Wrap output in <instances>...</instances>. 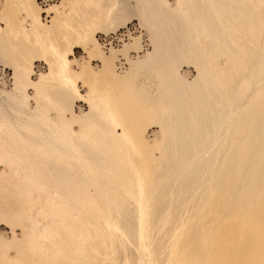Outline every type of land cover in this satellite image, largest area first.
<instances>
[{"label":"bare ground","instance_id":"6f19581e","mask_svg":"<svg viewBox=\"0 0 264 264\" xmlns=\"http://www.w3.org/2000/svg\"><path fill=\"white\" fill-rule=\"evenodd\" d=\"M47 1H53V0H47ZM137 1H139V2H137L138 4L135 6L137 10H134V12L137 11V17L141 21H143V23H145V25L150 27V33L152 32L154 37H156L157 42L164 43L162 47H165V50L166 51L168 50V52H170L169 54L166 53V54H168V56L169 55L171 56V54L175 55V52L178 53L177 51H179V50L181 53L183 51H184V53L190 52V53H188L189 57H192L193 59H194L193 56L195 55L196 60L194 59V61L197 63V66H196L195 62L192 60V58H190V60H192L194 65L197 67L196 70L198 71V73L196 72L198 74V75H196V76H198L197 79L196 80L193 79V82L196 81V85H194V86H196L195 90H197L195 92L196 93L195 97L197 98V100H195V101L196 102L198 101V102H200V104H203V105L205 104V106H207L206 105L207 102H204V101H208L209 97H211L210 95H212V96L214 95V93L210 94V93H212V91L210 89L211 88L214 89V87H212V86H216L217 88L219 87L218 88L219 94H217V95L215 94L216 100L214 99V96H213V98L211 97L210 100L214 99L215 102L217 100L218 101L219 100H221V101H227L228 100V103L227 102H224V103L230 105V107L233 106V109H237L236 111H238L236 116L233 118V121H231L232 125H233V127H232L233 130H232L231 136L229 135L230 137H228V138H230L229 150L230 149H233V150H231L228 153L227 157L225 158L224 167L221 171V174L217 177L216 182H214V184L215 183L216 184H215V190H214L215 192L213 191L215 193L214 198H213V202H211V204L207 203L208 205H206V203L204 204L207 206V207L206 206L204 207L205 208L204 212L206 213V215L205 216L202 215V216H204L203 218L205 220H207V219H209V220L211 219V220L208 224L203 226L202 229H200L199 233L196 232L197 235L195 233L196 230L194 231V234L189 233L188 230L185 228L186 224L184 222H180L179 224H177V226L176 225L174 226V224H173V227H170L166 230L167 235L164 236L165 237L164 240L162 239L163 241L161 242V244L165 245V248H166L163 251L161 249V246H159V245L153 246L152 245L153 242L150 243L148 241V238H147V236H148V234H147V228H148L147 219H149L148 218L149 211L147 212L148 208H146V207H149V206L146 205V199H148V198H146V194H148V195L150 194L149 192L151 190L149 191L148 189L151 188L153 179L158 178L160 167L158 165L159 162L157 163V159H159V158H153L151 156L152 154H147V152H145L146 146L144 145L145 144L144 142H146V141H144L145 139H143V134H142L143 131L141 132V130L139 128V124L137 122L134 124H127V120L129 121L131 119H127L125 117L124 109L122 107H120L121 105L119 106V104L117 102H115V100L112 101V99L110 98V95L108 94L110 92L107 93L108 89L105 91L103 90V92L99 91V94L96 93L97 91L95 89V79H96V74H98V73L101 76H106L105 78H110L111 82L116 81V84L119 83L117 81V79L114 80L115 77L112 74L113 68H111V66H110V64H111L110 59L115 58V55H116L115 51L116 50L110 51L111 53H110V55H108L109 57H107L109 59H107L106 57H105L106 59H104V57L101 56V53L98 50V46H97L98 42L95 39L94 33H93V31H94V29H96L98 23H100V20L110 19L113 10H115L117 8V6H119V1L118 0H61L59 4H52V5H50L49 8H47L46 11L50 14V16L51 15L52 16H51L50 24H45L40 19L41 18L40 17L41 8H40V6H38L37 0H3V5L1 8V12H0L1 24H3V26H0V59L7 60L9 55L10 56L12 55V57H11L12 60L9 57L10 62H8V64L10 66H12L13 78H14L12 89L9 90V92L8 91L6 92L7 97H8V98L6 97V100H14V99L17 100L16 97L20 96L24 100V101H22V99L19 97L21 100L20 101L21 106H23V104H24L25 106H23V107L28 108L27 104H26V99L24 98V97H26V96H24V92H25L24 90H25L26 86L30 85V86L34 87L39 94L40 90L37 89L39 86L44 87L41 85H43L44 83L46 85V82H48L49 79H53L54 81L56 80L55 82L58 83V86L61 89H64V90L70 92L71 95H73L75 97V99H77L79 101H84L89 106V110H88L89 112H86L85 115H83L81 117H79V116L77 117V115L74 114L72 108L68 107L69 112H70L69 118L66 119L65 117H63V116L60 117V115H59L58 118L56 117L58 119V121H56V122L61 121L60 122L61 125H64V123L70 124V123L75 122V121H78L81 123H83V121H84L86 123V122H88V120L93 118L92 116H94L95 113H100V115L102 117V122H103V120L108 121L112 125V129H111L112 131L110 130V132H111L110 135L112 136V139H113L112 141L115 142V139H117V141H120L122 139V141H120V143H114L113 142V144H110L108 142L110 145L105 144L107 142L104 143V141H103L104 144H101V146L97 147V149H95V150L91 149L92 151L95 152V155L99 153L101 155V157H103L105 160L102 164L101 163L99 164V162H97V163H93L92 165L85 166V169H86L85 172L86 173L83 172V177H86L85 178L86 183L84 181L85 186L87 184H91V185H93V187L95 189H97L96 190L97 192H95L93 189V191L95 193L94 198H93L94 195H92L91 193H90L91 194L90 195L87 192V195L85 196L86 198L84 197V201H85L84 203H86V204H83V206L81 205L82 203L80 204V208L82 206L81 209H83L84 212L79 213L78 216L80 217V219L82 217L83 218L85 217V219H86L85 223L88 224L89 226L86 225L85 227H83V225L81 223L79 225L75 226V224L69 225V223H68V225L60 227V225H58V224H59V222H61L60 220L63 219L62 217H66L67 215L68 216L69 215L73 216V215H71V213L69 214V212H68V214H66L67 211L58 210V207L53 204L54 205L53 207L55 209H53V212L50 213V216H51L50 218L53 219V225H51L54 227V229L51 228L53 230V232H50L51 235L49 236L48 232L52 231V230L48 229L49 231L48 232L46 231L47 232V233L45 232L46 234L40 235L41 238H42V236L44 237V238H42L43 240L45 238H47L46 240H48V238L52 239L51 243L53 242V250L50 253H46V255L44 256L45 258H42V257L40 258V256H37V260H36V258L34 257L35 260L30 261L29 264H67L66 259L65 260L63 259L65 262H62V260H61L62 263H60V262L58 263L57 259L62 257V256L63 257H66L68 255L71 256L72 254H74V257L77 256V257H75L78 260L76 262V264H116L115 261H117V260H115L114 257L111 256V255H113L112 250L117 251L115 253V255L117 253H119L120 251H122V247L120 245V242H118L116 240L117 238H114L112 236L113 233L116 232L117 229H119V231L123 230L122 233L125 232V235L127 233V234H129L130 237H132L133 246L137 250V252H135L136 254L139 252V250L141 251V253H138L135 256L134 255L135 253H133L135 251L134 250L135 248H133L132 246L129 248L130 252L129 251L128 252L129 253L132 252V254H130V255L136 264L137 263L138 264H264V15L259 13V12H262L260 10H258L259 12L257 11L258 13L256 12L257 9H261V10L264 9V0H254V1L252 0V2H254L253 4L250 3L251 0H247L248 2H245L244 5H246L247 3L248 4L250 3L249 7L252 6L253 9L260 6V8L259 7L256 8L255 11L253 9H250L248 6L242 5L243 6L242 7L241 5H238L240 2L241 3H242V1L244 2V0H241V1L239 0L238 4H236V2H238L236 0H234L235 2H233L232 0H176V6L174 5V7L172 9H171V6L169 5V3H166L165 1H161V0H154L155 2L150 1L153 4L146 5V6L144 5V3H142L143 0H137ZM257 3L260 5H258V6L255 5ZM135 7H133V8H135ZM163 7H164V9L162 10ZM248 9H250V11ZM164 10H166V12H163ZM246 10H248V11H246ZM251 10L254 11V13L255 12L256 13L255 14L251 13ZM46 11L43 10L42 12L46 13ZM247 12H250V13L248 14ZM177 18H178V20H177ZM177 21H179V22H177ZM187 25H190L191 27H187ZM54 27L61 29V31H64L63 32L64 34L62 35V39H60L61 40L60 42L55 41V38L53 37ZM176 30H177V32H176ZM178 31L180 32V34H178V36H180V37H177L176 33H178ZM132 41L134 43H138L139 39H137V37H135V38H133ZM154 41H155V39H154ZM248 42L249 43L251 42L250 43L251 45L247 44ZM252 44L254 45L252 48H247L248 46L251 47ZM2 45H4L3 48H5V47L6 48L2 49ZM76 47L82 48L83 51L89 55V56L87 55V57H89V58H92V57L99 58V61L102 62V64H101L102 68H100L98 73H96L92 69V67L90 66L88 61H87V63L82 65V67L79 71H76V72L73 71V69L71 68V63L74 62V59H70V56L73 53V49ZM29 48H31V50L33 49L32 51H35L37 53V55H35V56L43 58L44 61H46L47 65L49 66V71L46 74L41 75L39 77V79L35 82L29 78V75L32 73V69H31L32 68V58L27 57L26 53H25V52H27V50H30ZM24 50H26V51H24ZM31 50H30V52H32ZM121 51H120V53H121ZM126 51H127V49H126ZM126 51H125V53H126ZM162 51H164V50H162ZM116 53L118 54V52H116ZM163 53L165 54V52H163ZM193 53H194V55H193ZM124 54H123V56H124ZM182 54H180V55H182ZM186 54H185V56L188 58V55H186ZM32 57H34V56H32ZM124 57H125V59H127L126 58L127 56H124ZM151 57L153 58V56H151ZM171 57H173V56H171ZM180 57L182 58V56H180ZM148 58H149V60L151 59L150 56ZM166 58H167V56H166ZM221 58L224 60V61L222 60V62H224V63H221V60H220ZM108 60H110V61H108ZM127 60H129V59H127ZM147 60H145V61H147ZM172 60H174V59H172ZM171 63H173V62H171ZM135 64H137V62ZM160 66H161V64H160ZM166 73H167V71H166ZM176 75H175V77H176ZM79 79L83 80L88 85V87H89L88 88L89 89L88 94L83 95L78 91V88L76 86V82ZM53 80H52V82H53ZM182 82H184V81H182ZM121 83H122V81H121ZM47 84H49V83H47ZM114 84H115V82H114ZM176 85H177V83H176ZM46 86H48V85H46ZM180 86H181V83H180ZM186 87H187V85H186ZM167 88H169V87H167ZM44 90H45V87H44ZM48 90H49V88H48ZM162 92H163V90H162ZM182 92H183V90H182ZM159 93H160V91H159ZM175 93H177V92H175ZM59 94H61V92ZM44 96H45V94H44ZM150 96H152V95H150ZM61 100H63V99H61ZM161 101H162V99H161ZM175 101L176 100H174V102ZM63 102H65V101H63ZM174 102H173V104H174ZM175 104H176V102H175ZM200 104H199V110H200V106H201ZM211 104H213V102H211ZM101 105H102V107H101ZM127 105L128 104H126V106ZM155 105L158 106L157 103ZM171 105H170V107H172ZM224 106H226V105H224ZM168 107H169V105H168ZM197 107H198V105H197ZM162 108H163V105H162ZM136 110H137V112L140 111V109H139V111H138V109H136ZM152 110H153V108H152ZM189 111H190V109H189ZM141 112H144V111H141ZM194 112H195V110H194ZM196 112H197V110H196ZM174 113H175V111H174ZM178 113H180V111ZM166 114H168V113H166ZM145 115H146V113H145ZM187 115H189V114H187ZM197 115L198 114H196V116ZM228 115H229V113H228ZM1 116L2 115H0V117ZM129 116H131V115H129ZM137 116L139 118V115H137ZM203 116H204V114H203ZM225 116H227V115H225ZM7 118L5 119L7 121H5L3 118H2L3 121L0 120V138L5 136V135L12 134L14 124L9 122ZM48 118L49 117H47L46 120H49ZM231 119H232V117H231ZM155 122H156V124H159L158 126H160L161 130L164 129L161 125L160 120L155 119ZM53 123H54V121H53ZM81 123H79V124H81ZM152 124H154V123H152ZM227 124H226V126H227ZM91 127H92V125H91ZM109 127H111V126H109ZM115 128L120 129L121 131L118 133L117 130H115ZM218 128H220V127H218ZM56 131H58V130H56ZM205 133H204V135H205ZM48 134H49V136H53L52 132L51 133L49 132ZM65 134H67L66 136H70L71 138H74L75 136L78 135V134L75 135L76 133H74V131H69ZM96 134H97V132H96ZM168 134H169V132H168ZM17 136L22 137L21 134H18ZM80 136L81 135L79 134L77 137H80ZM83 136L85 137V135H83ZM219 136H220V134H219ZM225 136H226V134H225ZM11 137L12 136H10V139H11ZM90 137H91L90 143L91 144L95 143L94 135L90 136ZM165 137H168V135H166ZM217 137H218V135H217ZM118 138H121V139L118 140ZM220 139L221 138H219V140ZM72 141L71 142L69 141V142L72 143ZM161 141H163V140H161ZM197 141L199 142L200 140H197ZM202 141H204V140H202ZM32 142H30V143L32 144ZM43 143H45V142H43ZM0 144H2V143H0ZM9 144H11V142ZM34 144H37V143L34 142ZM53 144H54V141H53ZM221 144H219V145H221ZM98 145H100V144H98ZM51 146H52V144H50L49 147H51ZM56 146H58V145H56ZM74 146H76V145L74 144ZM149 146H151V145H149ZM210 146L212 147L213 145L211 144ZM231 146H232V148H231ZM67 147L68 146H66V148ZM53 148H54V146H53ZM150 148H149V150H150ZM164 148H166V147H164ZM41 149H42V147H41ZM170 150L173 151L172 149H170ZM170 150H168V151H170ZM92 151H91V154H93ZM7 152L5 151V153H7ZM71 153H73V152H71ZM207 153H209V152H207ZM53 154H55V153H53ZM89 154H90V152L88 153V155ZM74 155H75V153L73 154V156ZM202 155H204V154H202ZM202 155H200V156H202ZM84 156H86V155H83V157ZM214 156H215V154H214ZM96 157H97V155H96ZM101 157L99 158V156H98L97 158L101 159ZM176 157H179V156L177 155ZM196 157H195V159H196ZM15 158H16V156H15ZM25 158H26V156H25ZM56 158H58V157H56ZM93 158L94 157H92V160L96 161L95 158L94 159ZM87 159H88V157H87ZM21 160H22V158H21ZM74 160H76V159H74ZM78 160H79V157H78ZM85 160H86V157H85ZM92 160H91V162H92ZM88 161L89 160H87V162ZM102 161H103V159H102ZM75 163H77V160ZM185 163H187V162H185ZM81 164H83V163H81ZM97 164L99 166H97ZM212 164H214V163H212ZM215 164H216V162H215ZM171 165H173V164H171ZM202 165H204V164H202ZM187 166H189V165H187ZM98 167H99V169H98ZM213 167H215V166H213ZM185 168H187V167L185 166ZM42 170H43V167H42ZM60 170H62V169H60ZM82 170H80V171H82ZM161 170H162V168H161ZM176 170L180 171L181 169L180 170L176 169ZM217 170L220 171L221 169L218 167ZM99 171H100V175L98 174V176H101V178H102L101 180H98V178H96V175H95L96 174L95 172H99ZM185 172H187V171H185ZM205 172H206V170H205ZM81 173H80V175L75 174V176L76 175L82 176ZM46 174H47V172H46ZM165 174H163V175L165 176ZM60 175H62V174H60ZM177 175H178V173H177ZM180 175H181V173H180ZM64 177L67 178L66 175ZM64 177H61L60 180L62 178L65 179ZM39 179H40V177H39ZM166 179H167V177H166ZM65 180H63V181H65ZM76 181L79 182L80 179L75 180V181L73 180L72 183L75 184ZM154 181H155V179H154ZM160 181L163 182V180H160ZM160 181H159V183H160ZM210 182H211V180H210ZM51 183H53V182H51ZM73 184H71V185H73ZM76 184L80 185L81 183H76ZM199 185H200V183H199ZM67 186H68V183H67ZM82 186H83V183H82ZM124 186H125V188L127 187L126 189H129V191L126 190L127 193L130 192L133 194L132 198L130 196L131 194L126 196L127 194H126V191L124 190L125 189ZM148 186H150V188H148ZM205 186H207V185H205ZM68 187H70V186H68ZM159 188H157V190ZM65 189H69V188H65ZM87 189H86V191H88ZM114 189H116V190H114ZM118 189L121 191H119ZM117 190H118V192L123 191L124 196L128 197V199L130 197L131 200L134 201L133 198H135L134 202H136L135 203V210L136 211L134 210L135 211V215L133 217L134 222H131V223L125 222L123 224L122 223L117 224V223L112 221L113 220V217L111 216L112 214L109 215L110 212H107L108 209L105 207L107 201L103 202L102 200L104 198L106 200L108 198H112V200H113V197H111L112 196L111 194H113V193L115 194V192ZM146 191L147 192L149 191V192L147 193ZM153 191H155V190H153ZM170 191H171V189H170ZM63 192H65V190ZM152 193L154 194V192H152ZM109 194H110V196H108ZM195 194H198V193H195ZM102 195L104 197H102ZM107 196H108V198H106ZM122 196L120 198L118 196V199L119 200L122 199ZM150 196H152V194ZM164 196H165V194H164ZM50 197H51V195H50ZM98 197L100 198V201H99ZM78 198H80V197H78ZM150 198L151 197H149V199ZM158 198H159V196H158ZM96 199H97V201H96ZM118 199L116 198L115 200H118ZM57 200H59V199H57ZM82 200H83V198H82ZM110 200L111 199H109L107 205H110L109 204ZM112 200H111V203H112ZM133 201H132V204H133ZM97 202L99 204H97ZM101 203L102 204L105 203V204L101 205ZM197 203L199 204V202H197ZM202 203L203 202H201V204ZM191 205H192V203H191ZM104 207L106 209L107 215H105L106 213L103 211V210H105ZM127 207H129V206H127ZM213 207L217 208L216 214L211 213V209ZM64 208H63V210H64ZM202 210H203V208H202ZM202 210H200V211H202ZM129 211H130V209H129ZM198 211H199V209H198ZM115 212H116V210H115ZM190 212H191V210H190ZM167 213H168V210H167ZM114 214H116V213H114ZM115 216L117 217V215H115ZM220 216H221V219L219 218ZM165 219H166V216H165ZM187 220H188V218H187ZM209 220H207V222ZM167 221H169V220H167ZM67 222H69V221H67ZM163 224H164V222L161 223V225H163ZM159 225H160V222H159ZM159 225H158V227H159ZM164 226L166 228V225H164ZM59 227L61 229H63V236L64 237L61 236V238H62L61 240H64V241L58 244L57 243L58 241L55 238L58 237L57 234L59 235V233H57ZM188 227H190V226H188ZM40 228L42 229V227H40ZM150 228H152V227H150ZM161 228H160V230H162ZM165 228H163V230ZM184 229L188 233H186ZM44 230H42V231L44 232ZM122 233L119 232L118 235L121 234L123 236ZM159 233H161V231H159ZM60 234H62V233H60ZM114 235H116V234H114ZM34 236H35V234L32 237H34ZM33 239H35V237ZM33 239H32V241L30 239L31 242L28 241L29 250H31V251H33V249L38 247L37 241H35ZM54 241L56 243H54ZM163 242H165V243H163ZM48 243H49V241H47V244ZM154 243H156V241ZM51 246H52V244H51ZM143 249H146V250L148 249L149 251L145 254L146 250H143ZM30 253L33 254V252H30ZM34 254H36V253H34ZM117 255H119L121 257L120 254H117ZM29 257H30L29 259H31L32 256L29 255ZM108 257H110V258L108 259ZM69 259H71V257ZM20 262H21V260H20ZM72 263H74V262H72ZM20 264H23V263L21 262ZM68 264H69V262H68ZM132 264H134V263H132Z\"/></svg>","mask_w":264,"mask_h":264},{"label":"rangeland","instance_id":"374dc122","mask_svg":"<svg viewBox=\"0 0 264 264\" xmlns=\"http://www.w3.org/2000/svg\"><path fill=\"white\" fill-rule=\"evenodd\" d=\"M60 1L61 0H53V1L45 2V4H44L41 1L37 0L38 6H40V8H41V13H40L41 18L40 19L42 20L43 23L50 24V20H51L52 15L50 16V14L46 10H47V8L50 7V5L59 4ZM118 1H119V6H117V8L115 9L116 11L113 10L110 19H107V20L102 19L103 21L100 20V23H98V25H97L96 29H94L93 33H94L95 39L98 42V43L96 42L98 44L97 45L98 50L100 51L101 56L104 57V59L109 57L108 55H110V53H111L110 51L116 50L115 51V54H116L115 58L110 59L111 61L110 60H108V61H110V63L112 64V65L110 64V66H111V68H113L112 74L115 77L114 80L117 79V81L120 84L119 83L116 84V81L113 80L115 82V84H114V82H111L110 78H105L106 76H101L98 73L100 68H102V65H101L102 62L99 61V58L87 57L88 54L85 53L83 51V49L79 48V47L74 48L73 53L70 56V59H74V62L71 63V68L75 72L79 71L81 69L82 65H84L88 61V63L92 67V69L96 73H98V74H96V79H95V89L97 91L96 93L99 94V91L103 92V90L105 91L108 89L107 93L110 92L108 94L110 95V98L112 99V101L115 100V102H117L119 104V106L121 105L120 107H122L124 109L125 117L127 119H131L129 121L127 120V124H134L136 122L139 124V128H140L141 132L143 131L142 132L143 139H145L144 141H146V142H144L145 143L144 145L146 146L145 152H147V154H152L151 156L153 158H159V159H157V163L159 162L158 165L160 167L158 178L157 179L154 178L155 181L153 179L151 188H150V186H148V188H150L148 190L149 191L151 190L152 192H154V194L151 191L150 192L148 191L150 193L149 195L146 194V198H148V199H146V205L149 206V207H146V208H148L147 212L149 211V215H148L149 219H147V225H148V228H147L148 236H147V238H148V241L150 243L153 242L152 243L153 246H156V245L161 246V249L163 251L166 248H165V245L161 244V242L164 240V238H165L164 236L167 235L166 230L170 227H173V224H174V226L175 225L177 226V224H179L180 222H184L186 224L185 228L188 230V232L191 234H194L195 230H196L195 233L196 232L199 233L200 229H202L203 226H205L206 224H208L210 222L211 219L210 220L207 219V220H209L207 222V220H205L203 218L206 215V213L204 212V210H205L204 207L206 205H208L207 203L211 204V202H213V198L215 195L214 190H215V184H216V183L214 184V182H216L217 177L221 174V171L224 167L225 158L227 157L228 153L231 150H233V149L229 150L230 138H228V137L231 136L232 130H233V128H232L233 125H232L231 121H233V118L236 116L238 111H236L237 109H233V106L230 107V105L224 103V102L228 103V100L227 101H221V100L218 101L217 100L216 102L214 101V99L216 100V95L219 94V89H218L219 87L217 88L216 86H212V87H214L215 90L210 87L211 88L210 90L212 91V93H210V94L214 93V95H213L214 99L210 100L211 97L213 98V96L210 95L211 97H209L208 101L213 102V104H211V102L209 103L208 101H204V102H207L206 103L207 106H205V104L203 105V104H200V102H198V101L196 102L195 100H197V98L195 97V94H196L195 92L197 90H195L196 86H194V85H196L195 80L198 77V76H196V75H198L197 74L198 71L196 70L197 69V67H196L197 63L194 61V59L196 58L194 53H193L194 59L192 57H189L188 53H190V52H186L187 53L186 54L183 51L182 52L183 54H182L180 52V50L177 51L178 53L175 52V55L171 54V56H173V57H171L170 55L168 56V54L170 52H168V50L166 51L165 47H162L164 43L157 42L156 37H154L152 32L150 33V27L145 25V23H143V21H141L137 17V11L134 12V10H137L135 6L138 4L137 2H139V1H137V0H118ZM150 1L153 2L154 0H143L142 3H144L145 6L153 4ZM161 1H165L166 3H169V5L171 6V9L174 7V5L176 6V0H161ZM232 1L235 2L234 0H232ZM236 1H238V2H236V4H238L239 0H236ZM245 2H248V1L244 0V2L242 1V3L240 2L241 4L239 3L238 5L242 6L245 4ZM250 3L253 4L254 2H252V0H251ZM250 3L249 4L247 3L248 5L246 4L244 6L249 7ZM2 5H3V0H0V12H1ZM255 5L258 6L260 4L257 3ZM133 7H135V8H133ZM258 7L260 8V6H258ZM258 7H256V8H258ZM249 8L253 9L252 6H250ZM163 9H164V7L162 8V10ZM250 9H248V10L250 11ZM255 9H253V10L255 11ZM43 10L46 11V13L42 12ZM248 10H246V11H248ZM258 10H260L262 12H259ZM254 11L251 10V13H254ZM257 11L259 13H261L262 15H264V13H263L264 9L263 10L257 9L256 12ZM163 12H166V10H164ZM247 13L249 14L250 12H247ZM177 20H178V18H177ZM179 21H177V22H179ZM0 26H3V24H1V19H0ZM187 27H191V26L187 25ZM63 32L64 31H61V29L54 27L53 37L55 38V41H57V42L61 41L60 39H62V35L64 34ZM176 32H177V30H176ZM176 34H177V37H180V36H178V34H180L179 31ZM135 37H137V39H139L138 43H134L132 41L133 38H135ZM154 39H155V41H154ZM250 43L248 42L247 44L251 45ZM3 46L4 45H2V49H5L6 47L3 48ZM253 46L254 45L252 44L251 47L248 46L247 48H252ZM29 49L31 50V48H29ZM123 49L125 51L127 49L126 53ZM30 50H27L28 53L27 52H25V53H26L27 57L32 58V68H31L32 73L29 75V78L35 82L39 79V77L41 75H44L49 71V66L47 65V62L44 61L43 58L35 56V55H37V53L35 51H32L33 49L31 50L32 52H30ZM119 50L120 51L122 50L125 54L122 51L120 53ZM162 50H164V51H162ZM24 51H26V50H24ZM116 52H118V54ZM163 52H165V54ZM122 53L124 54V56H127L126 58L129 60L125 59V57L123 56ZM166 53H168V54H166ZM179 53L182 55H180ZM185 54L188 55L189 59L185 56ZM32 56H34V57H32ZM149 56L151 58L150 60L148 58ZM151 56H153V58ZM166 56H167V58H166ZM180 56H182V58ZM9 57L12 60V58H11L12 55L11 56L9 55ZM9 57L7 58V60L0 59V115H2L1 117L4 120L8 117L7 118L8 121L14 124L12 134L5 135V136L1 137L2 139L0 138V140H1L0 143H2V144H0L1 145L0 146V148H1L0 149V153H1L0 154V264H20L21 262L23 264H29V262L35 260V258L37 260V256H40V258L41 257L45 258L44 256L46 255V253H50L53 250V242L51 243L52 239L48 238V240H46L47 238H45L43 240L42 238H44V237L42 236V238H41L40 235L46 234L51 228L54 229V227L51 226V225H53V219L50 218L51 217L50 213H52L53 209H55L53 207L54 205L58 207V210L67 211L66 214H68V212H69V214L71 213V215H73V216L67 215L66 216L67 218L62 217L63 219L60 220L61 222H59V224H58V225H60V227L68 225V223H69V225L75 224V226L79 225L80 223L83 225V227H85L86 225L89 226L88 224L85 223V221H86L85 217L84 218L82 217L81 218L82 220H81L80 217L78 216V214L84 212V210L81 208H82L83 204H86V203H84L85 202L84 197L87 195V192H88V194L91 193L92 195H94L95 194L94 191L97 192L96 191L97 189H95L93 187V185H91V184H87L88 186L87 185L85 186L84 181L86 180L85 179L86 177H83V172L86 173L85 172V170H86L85 166L92 165L93 163H97V162H99V164L100 163L102 164L105 160L103 157H101V155L99 153L96 155H97V157L99 156V158L101 157V159L97 158L95 155V152L92 150L97 149V147L101 146V144H104L105 142H107L105 144L110 145V144H113L114 141H112L113 139H112V136L110 135L111 134L110 130L112 129V125L108 121L103 120V122H102V117H101L100 113H95L94 116H92L93 118L88 120V122H86V123L83 121L84 124L81 122L75 121V120H74L75 122H72L70 124L64 123V125L60 124L61 121L56 122V121H58L57 118L59 117V115H60V117L63 116L66 119L69 118V116H70L69 108L70 107L72 108L74 114L77 115V117L78 116L81 117V116L85 115L86 112H89L88 111L89 106L87 103H85L84 101H79V100L75 99V97L73 95H71L70 92H68L64 89H61L58 86V83L55 82L56 80L54 81L53 79H49V81L46 82V85H48L49 87L46 86L45 83L43 85H41V86L45 87V90H44V87L39 86L40 88L38 87L37 89L42 92L41 93L39 91V94L34 87H32L30 85L26 86V88L24 90L25 91L24 96H26V97H24V98L26 99V104H27L28 108L23 107V106H25L23 103H22L23 106H21V104H20V101H21L20 98L21 97L20 96H19L20 98L16 97L17 100H15V99L14 100H6V97H7L6 92L7 91L9 92V90L12 89L13 82H14L13 69H12V66H10L8 64V62H10ZM171 58L174 60H172ZM190 58H192V60L196 64V66L194 65L193 61L190 60ZM107 59H109V58H107ZM134 60L137 62V64H135L136 62ZM145 60H147L148 62ZM220 60H221V63H224V62H222V60H223L222 58ZM171 62H173V63H171ZM160 64H161V66H160ZM174 65L175 66L177 65V66L175 67ZM166 71L168 74L166 73ZM175 75H176V77H175ZM193 79H195L194 80L195 82H193ZM52 80H53V82H52ZM121 81H122V83H121ZM182 81H184V82H182ZM47 83H49V84H47ZM176 83H177V85H176ZM180 83H181V86H180ZM186 85H187V87H186ZM76 86L78 88V91L81 94H83V95L88 94V90H89L88 88L89 87L83 80H81V79L77 80ZM167 87H169V88H167ZM48 88H49V90H48ZM158 90L160 91V93ZM162 90H163V92L164 91L165 92L163 93ZM182 90H183V92H182ZM60 92H61V94H59ZM175 92H177V93H175ZM44 94H45V96H44ZM150 95H152V96H150ZM61 99H63V100H61ZM161 99H162V101H161ZM174 100H176L175 101L176 104H175ZM22 101H24V100L22 99ZM63 101H65V102H63ZM155 102L157 103L158 106L155 105L156 104ZM173 102H174V104H173ZM126 104H128V105L126 106ZM199 104L201 105L200 110H199ZM162 105H163V108H162ZM168 105H169V107H168ZM170 105L172 107H170ZM197 105H198V107H197ZM224 105H226V106H224ZM101 107H102V105H101ZM166 107L168 109L169 108L170 109L168 110ZM152 108H153V110H152ZM136 109H138V111L140 109V111L137 112ZM189 109H190V111H189ZM194 110H195V112H194ZM196 110H197V112H196ZM141 111H144V112L146 111L145 112L146 115L144 112H141ZM174 111H175V113H174ZM177 111L178 112L180 111V113H178ZM166 113H168V114H166ZM202 113L204 114V116ZM228 113H229V115H228ZM187 114H189V115H187ZM196 114H198V115L196 116ZM129 115H131V116H129ZM137 115H139V118ZM225 115H227V116H225ZM1 117H0V120L3 121V119ZM47 117H49L48 118L49 120H46ZM231 117H232V119H231ZM155 119L160 120L161 125L164 128L163 130L160 129V126H158L159 124H156ZM5 121H7V120H5ZM53 121H54V123H53ZM79 123H81V124H79ZM152 123H154V124H152ZM226 124H227V126H226ZM91 125H92V127H91ZM109 126H111V127H109ZM218 127H220V128H218ZM56 130H58V131H56ZM115 130H117L118 133L121 131L120 129H116V128H115ZM69 131H74V133H76L75 135L80 134L81 136L77 137L78 136L77 135L74 138H71L70 136H66L67 134H65V133H67ZM49 132L50 133L52 132L53 136H49V134H48ZM96 132H97V134H96ZM168 132H169V134H168ZM204 133L206 136L204 135ZM18 134H21L22 137L17 136ZM219 134H220V136H219ZM225 134H226V136H225ZM83 135H85V137ZM93 135L95 137V143L91 144L90 143V139H91L90 136H93ZM166 135H168V137H165ZM217 135H218V137H217ZM10 136H12L11 139H10ZM219 138H221V139L219 140ZM120 139L121 138H118V140H120ZM161 140H163V141H161ZM197 140H200V141L198 142ZM202 140H204V141H202ZM53 141H54V144H53ZM69 141L70 142L72 141V143H70ZM103 141H104V143H103ZM120 141H122V139ZM120 141H117V139H115L114 143H120ZM10 142H11V144H9ZM30 142H32V144ZM34 142L37 143L38 145L34 144ZM43 142H45V143H43ZM73 143L76 146H74ZM50 144H52L51 147H49ZM98 144H100V145H98ZM211 144L213 145L212 147L210 146ZM219 144H221V145H219ZM56 145H58V146H56ZM149 145H151V146H149ZM53 146H54V148H53ZM66 146H68L69 148L68 147L66 148ZM41 147H42V149H41ZM164 147H166V148H164ZM149 148H150V150H149ZM169 148L172 149L173 151H171ZM231 148H232V146H231ZM4 150L6 152L7 151L8 152L5 153ZM168 150H170L171 152ZM91 151L93 154H91ZM71 152H73V153H71ZM89 152H90V154L88 155ZM207 152H209V153H207ZM53 153H55V154H53ZM74 153H75V155L73 156ZM82 154L86 155V156L83 157ZM202 154H204V155H202ZM214 154L216 157L214 156ZM177 155L179 157H176ZM200 155H202L203 157ZM15 156H16V158H15ZM25 156H26V158H25ZM56 157H58V158H56ZM78 157H79V160H78ZM85 157H86V160H85ZM87 157H88V159H87ZM92 157H94L96 161L92 160ZM195 157H196V159H195ZM21 158H22V160H21ZM74 159L77 160L78 164L75 163L76 160H74ZM102 159H103V161H102ZM87 160H89V161L87 162ZM91 160H92V162H91ZM185 162H187V163H185ZM215 162H216V164H215ZM81 163H83V164H81ZM212 163H214V164H212ZM171 164H173V165H171ZM202 164H204V165H202ZM187 165H189V166H187ZM97 166H99V165L97 164ZM185 166L187 168H185ZM213 166H215V167H213ZM42 167H43V170H42ZM218 167L221 169L220 171L217 170ZM161 168H162V170H161ZM60 169H62V170H60ZM98 169H99V167H98ZM176 169H179V170L181 169V170L178 171ZM80 170H82V171H80ZM205 170H206V172H205ZM185 171H187V172H185ZM46 172H47V174H46ZM59 173L62 174L63 176L60 175ZM63 173L67 176V178L64 177L65 175ZM80 173L82 176H77V175H80ZM95 173H96L95 174L96 178H98V180H101L102 179L101 176H98V174L100 175V171L95 172ZM177 173H178V175H177ZM180 173H181V175H180ZM75 174H77V175L75 176ZM163 174H165L167 179ZM39 177H40V179H39ZM61 177H64L66 180L63 178L60 180ZM78 179H80L79 182L76 181L75 184L72 183L73 180L75 181ZM63 180H65L66 182ZM158 180L159 181L163 180V182L160 181V183H159ZM210 180H211V182H210ZM51 182H53V183H51ZM67 183H68V186H70V187L67 186ZM76 183H81L80 184L81 186L79 184H76ZM82 183H83V186H82ZM85 183H86V181H85ZM199 183H200V185H199ZM71 184H73V185H71ZM205 185H207V186H205ZM65 188H69V189H65ZM124 188H125V186H124ZM126 188L124 190L129 191V189H126ZM157 188H159V189L157 190ZM86 189L88 191H86ZM93 189H94V191H93ZM170 189H171V191H170ZM64 190H65V192H63ZM114 190H116V189H114ZM118 190L115 192V194L113 193L114 195L111 194L112 195L111 197H113L114 201L112 200V198H108V196H110V194L106 197V198H108L107 200L105 198H104L105 200L104 199L102 200L103 202L107 201L106 206H105L108 209L107 212H110L109 215L112 214L111 215L113 217L112 221L117 223V224H121V223L123 224L125 222L126 223L134 222L133 217H134L135 211H136L135 210V203L136 202H134L135 198H133L134 201L131 200L133 194L130 192L127 193V191H126V194H127L126 196L131 194L130 195L131 198L129 197V199H128V197L124 196V192H123L124 190L123 189H122L123 193L118 192ZM153 190H155V191H153ZM119 191H121V190H119ZM119 193L120 194L122 193V194L120 195ZM195 193H198L199 195L195 194ZM116 194L119 196V198L123 195L122 196L123 200L122 199L119 200L118 196ZM151 194H152V196H150ZM164 194H165V196H164ZM50 195H51V197H50ZM158 196H159V198H158ZM78 197H80V198H78ZM94 197H95V195L93 196V198ZM102 197H104V196L102 195ZM149 197H151V198L149 199ZM82 198H83V200H82ZM114 198L115 199L117 198L118 200H115ZM57 199H59V200H57ZM98 199L100 201L99 197H98ZM109 199L112 200V203L110 200V203H109L110 205H107ZM96 201H97V199H96ZM132 201H133V204H132ZM197 202H199V204ZM201 202H203V203L201 204ZM191 203H192V205H191ZM205 203H206V205H204ZM80 204L82 205L81 208H80ZM97 204H99V203L97 202ZM104 204L101 203V205H104ZM127 206H129V207H127ZM105 207H104V209H105ZM63 208H64V210H63ZM202 208H203V210H202ZM129 209H130V211H129ZM198 209H199V211L202 210L204 213L202 211L199 212ZM115 210H116V212H115ZM167 210H168L169 214L167 213ZM190 210H191V212H190ZM103 211L106 213V214L105 213L104 214L107 215L106 209ZM114 213H116V214H114ZM211 213L216 214L217 208L213 207L211 209ZM115 215H117V217ZM202 215H204V216H202ZM165 216H166V219H165ZM187 218L189 221L187 220ZM219 218L221 219V216ZM66 220L69 222H67ZM167 220H169V221H167ZM159 222H160V225L163 222H164V224L160 226ZM158 225H159V227H158ZM164 225H166V228ZM188 226H190V227H188ZM40 227H42V229ZM60 227L58 228V232H57V233H59V235L57 234L58 237L55 236L56 237L55 239H57L58 244L64 241V240H61L62 239L61 236L62 237H64V236H63V229H61ZM150 227H152V228H150ZM160 228L162 230H160ZM163 228H165V229L163 230ZM42 230H44V232ZM159 231H161V233H159ZM50 232H53V230L48 232L49 236L51 235ZM119 232L122 233L123 230L119 231V229H117L116 232H114L112 236L114 238H117L116 240L118 242H120V245L122 247V251H120L117 254H120L121 257L117 254H116L117 255L116 256L115 253L117 251H114V250H112L113 255H111V256H113L114 259L117 260V261H115L116 264H123V263L124 264H132V263L136 264L130 255V254H132V252L129 253L130 252L129 248L131 246L133 248H135L133 246L132 237H130L129 234H127V233L125 235V232L122 233L124 236L123 237L121 234L118 235ZM185 232L188 233L186 230H185ZM60 233H62V234H60ZM197 233H196V235H197ZM34 234H35V236H34L35 239H33L34 237H32ZM114 234H116V235H114ZM30 239H31V241H32V239L37 241L38 247L35 248L36 250L35 249H33V251L29 250L28 241L31 242ZM47 241H49L50 244L49 243L47 244ZM55 241H54V243H56ZM155 241H156V243H154ZM163 243H165V242H163ZM51 244H52V246H51ZM134 250H133L134 251L133 253L137 252L136 248ZM143 250H146V249H143ZM148 251L149 250L147 249L145 254ZM30 252H33V254H31ZM34 253H36V254H34ZM138 253H141V251L139 250ZM137 254L135 253L134 255L136 256ZM29 255L32 256L31 259H29L30 258ZM62 257H60L61 259L58 258L59 260L57 259L58 263L59 262L60 263L65 262L64 261L65 259H66L67 264H68V262H69V264H76V262L78 261L77 258H75L77 256L74 257V254H72L71 256L68 255L66 257H63V258ZM70 257H71V259H69ZM110 257H108V259ZM20 260H21V262H20ZM61 260H62V262H61ZM72 262H74V263H72Z\"/></svg>","mask_w":264,"mask_h":264},{"label":"built area","instance_id":"2783aa9c","mask_svg":"<svg viewBox=\"0 0 264 264\" xmlns=\"http://www.w3.org/2000/svg\"><path fill=\"white\" fill-rule=\"evenodd\" d=\"M39 1H41L44 4H45V2H48L47 0H39Z\"/></svg>","mask_w":264,"mask_h":264}]
</instances>
